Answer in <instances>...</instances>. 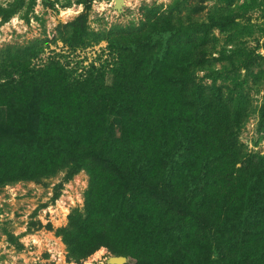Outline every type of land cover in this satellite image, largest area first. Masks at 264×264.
<instances>
[{
    "label": "trees",
    "instance_id": "16d2710c",
    "mask_svg": "<svg viewBox=\"0 0 264 264\" xmlns=\"http://www.w3.org/2000/svg\"><path fill=\"white\" fill-rule=\"evenodd\" d=\"M14 7L0 6L3 21ZM160 8L118 30L90 29L86 12L59 28L72 46L108 40L110 85L36 69L33 41L0 50V184L88 173L83 208L56 229L74 261L104 246L133 264H264V154L240 141L264 80L248 44L264 0ZM183 223L204 256L171 240Z\"/></svg>",
    "mask_w": 264,
    "mask_h": 264
},
{
    "label": "rangeland",
    "instance_id": "374dc122",
    "mask_svg": "<svg viewBox=\"0 0 264 264\" xmlns=\"http://www.w3.org/2000/svg\"><path fill=\"white\" fill-rule=\"evenodd\" d=\"M116 1L36 0L30 6L29 0H0L3 7L15 4V12L9 19L3 21L0 15V50L33 41L42 47L31 58V66L36 69L55 63L69 71L71 79L79 81L102 73L104 84L110 85L116 52L110 48L108 40L72 46L61 39V25L86 12L87 24L96 32L118 30L130 24L137 26L143 18L144 5L160 6L159 11H162L171 0H119V5ZM87 4H90L89 9H86ZM250 16L264 29V12L255 10ZM248 44L264 70V32L256 34ZM249 94L253 110L242 129L240 141L249 152L262 155L264 122L260 121L259 110L264 106V80ZM88 186L89 175L85 170L70 179L66 178L65 170H59L39 180L15 178L0 184V264H116L110 261L115 254L104 246L79 261L71 260L67 246L56 232L58 227L67 224L73 209L83 208ZM194 234V225L183 223L179 232L170 238L176 244L184 242L204 256ZM123 264H133V259L126 257Z\"/></svg>",
    "mask_w": 264,
    "mask_h": 264
},
{
    "label": "water",
    "instance_id": "95a60500",
    "mask_svg": "<svg viewBox=\"0 0 264 264\" xmlns=\"http://www.w3.org/2000/svg\"><path fill=\"white\" fill-rule=\"evenodd\" d=\"M119 5V0L116 1ZM110 261L116 264H123L126 261V257L123 255H113L110 257Z\"/></svg>",
    "mask_w": 264,
    "mask_h": 264
}]
</instances>
